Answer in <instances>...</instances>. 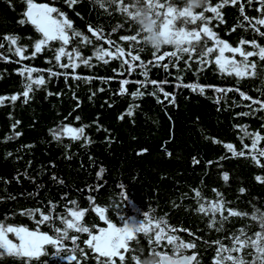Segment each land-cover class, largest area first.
Masks as SVG:
<instances>
[{
  "label": "trees",
  "instance_id": "16d2710c",
  "mask_svg": "<svg viewBox=\"0 0 264 264\" xmlns=\"http://www.w3.org/2000/svg\"><path fill=\"white\" fill-rule=\"evenodd\" d=\"M34 2L56 7L65 14L72 29L81 33L75 37L69 30L66 51L78 48L81 56L90 59L84 65L73 56L77 67H60L69 61L66 55L59 62L55 60L54 50L60 47L56 41L33 57V42L41 34L30 23H19L25 19L24 0H0V44L4 45L0 47V96L23 92L25 81L20 71L26 67L37 69L33 76L43 75L46 82L39 88L34 86L27 103L21 95L15 102L5 99L0 104V224L38 230L55 238L53 229L63 231L61 222L70 218L64 215L66 212H84L80 224L97 230L106 222L122 224L120 215L140 222L146 212L153 223L158 219L167 221L162 225L165 235L194 245L184 253H196L199 264H214L217 241L230 248L229 237L239 234L238 230L243 229L249 236L259 231L258 220L252 216L264 214V156L258 154L264 149V139L258 150H251V140H241L240 128L264 137V110L257 111L260 104L252 102L264 103V62L256 55L248 57L247 75L237 77L221 72L215 64L218 50L203 60L195 54L172 58L170 53L176 50L172 47L160 51L162 60L150 51H133L132 55H139L140 60L132 61L128 53L134 46L119 37L135 34L136 29L129 31L131 26L118 7L101 8L95 0ZM217 5H221L219 18L210 11ZM260 7L255 2L249 5L247 0L235 4L232 0H208L205 8L209 10L198 11H203L210 23L201 27H209L217 39L232 47L256 52L252 41L264 46V36L252 30V24L261 18L257 11ZM245 16L252 24L245 21ZM256 27L264 33V25ZM6 36L19 37L18 45L26 47L24 56L29 58L17 56V45H10ZM241 39L247 43L241 45ZM214 45L215 40L209 44ZM97 48L112 54L104 56L108 63L96 57ZM117 48L124 51V56L114 58ZM234 59L237 63L243 60L239 53ZM124 60L131 68L122 65ZM141 62L145 67L140 66ZM252 63L256 64L255 77ZM49 70L57 75H50ZM123 80L129 82L124 85L127 91L120 94ZM149 81L160 84L169 97L165 98ZM184 84H198L205 91L177 86ZM137 90L143 95L133 98L131 93ZM241 92L251 99H244ZM129 109L131 115L127 114ZM61 125L84 127V133L79 139H72L70 134L55 139L53 130ZM227 144L233 145V150L225 147ZM244 144L249 145L248 150ZM242 151L244 155H239ZM224 173L228 174L227 180ZM128 194L136 211L126 205ZM201 204L205 213L199 212ZM213 204L222 206V224L220 212H207ZM96 208L105 209V221L99 219ZM41 213L49 220L41 223ZM69 236H76L82 250L75 253L76 264H99L98 254L93 255L94 249L89 250L83 243L90 237L74 230ZM137 240L129 245L135 254L137 249L147 253L156 247H150L144 235ZM63 245L72 246L70 240ZM159 250L172 255L166 240ZM43 251L46 255L40 258L41 264H59L52 259L55 247L46 246ZM246 251L233 253V257ZM121 254L125 261L118 264H133L131 253ZM0 264L28 261L7 256ZM32 264L37 261L32 260Z\"/></svg>",
  "mask_w": 264,
  "mask_h": 264
},
{
  "label": "snow or ice",
  "instance_id": "6c2138e0",
  "mask_svg": "<svg viewBox=\"0 0 264 264\" xmlns=\"http://www.w3.org/2000/svg\"><path fill=\"white\" fill-rule=\"evenodd\" d=\"M26 4V10L22 14L25 19L19 21V23H30L34 26L35 30L41 34V38L36 39L33 42L32 47L34 51L32 56L34 57L37 53H41L44 46L48 45L49 42L56 41L60 44V47L55 49V60L57 62L60 61L62 55H66L68 57V63L62 64L60 67H77L78 65L74 64L73 56L79 58L84 65L89 64L90 58H84L80 55L79 49H73L72 52L66 51V46L70 43L69 30H72V34L75 37H80L81 33L76 32L72 29L71 21H69L63 12H60L56 7H51L48 4H37L34 0H24ZM69 4L74 3V0H67ZM108 4L111 6H116L119 9L120 14L124 17L126 22L131 26V29H136V26L133 24L131 18L128 16V8L125 7L127 4H131L133 0H121V3L117 5L116 0H107ZM151 6V0H145ZM225 3L228 0H224ZM237 0H232V3L235 4ZM248 4L251 5L254 2L258 3L261 7L257 9L261 13V18L256 19L255 24H252V21L245 16L244 19L249 24H252V30L259 33L261 36H264V33L260 32L259 28L256 25H264V0H247ZM175 3V0H158L155 5L156 15L161 19V28L165 31L170 32L174 38L177 46L175 47V51L170 53L172 58H176L178 55L183 54H195L203 60L205 56H209L218 50V55H215V64L219 67L221 72H227L229 75L233 73L237 77H243L247 75V69L249 68L248 57H252L256 55L259 57V61L264 62V46L258 45L255 41L251 42V47L253 49H258V51H248L245 52L240 47H232L229 44L219 40L216 38L215 33L211 31V29L207 26L201 27V24L207 25L210 23L204 16V12H200L199 15H189L183 11L179 12L180 19L177 20V10L171 7V4ZM221 5H217V7L210 8V11L215 14L216 18H219L220 14L218 8ZM209 9L205 8L204 11H208ZM241 12H243V7H241ZM178 25H184V27H178ZM186 28H190L191 30H186ZM138 33L135 31V34L120 36L119 39L121 41L128 42L130 45H133V48H130L128 55L130 56L132 61L140 60L139 55H132L133 51L143 52L144 49L140 47V41L137 38ZM5 40L9 41L10 45H17L14 49V52L21 59H28L29 57L24 56V52L26 51L25 46L18 45L19 37L16 36H6ZM215 40L214 46H209V44ZM84 41H87V38H84ZM241 45L247 43L244 39L239 41ZM180 45H183L182 47ZM3 44H0V47H3ZM199 49V51H197ZM9 51H13L12 47H9ZM225 52L233 54L232 57L226 56ZM159 52L153 53V56H158L159 60H162L164 57L159 56ZM236 53L243 58L239 63L236 62L234 56ZM95 55L98 59L104 60L105 63H108L107 60L104 59L105 55H112L111 53H104L102 48H97ZM124 56V51L120 48L116 49V57ZM123 64H129V61H122ZM141 67H145L143 62H141ZM131 68V64H129ZM167 67V66H165ZM252 69V76L255 77L257 73L255 72L256 64L252 63L250 65ZM38 70L35 68H24L21 69L20 75L24 77L23 84V92L17 95H12L11 97H2L0 96V104H2L5 99H10L15 102L21 95L24 97V102H28V98L30 93L33 91L34 86L39 88L45 85V79L43 75L33 76V73ZM261 71H264V64L261 65ZM50 75L55 76L57 73L49 70ZM143 75L147 77V72H144ZM76 79H80V77H74ZM179 79V78H178ZM129 81L123 80L120 81L121 88L120 94H124L127 89L124 87ZM149 83L156 86L157 90L163 93L165 98H168L170 94L163 91V87L158 84L156 81H149ZM146 86V85H143ZM188 87L193 91H199L203 93L205 88L198 84H184L177 85ZM103 90V89H101ZM215 91L222 92L226 91L225 89H215ZM133 98L143 95L142 92L137 90L136 92L131 93ZM152 95H156L155 92ZM240 95L244 99H251L248 96H245L244 93H240ZM175 98L172 97V101L174 103ZM219 102V101H217ZM254 104L259 103V110H264V103L260 101H252ZM128 115H131V109L127 112ZM244 115H248V113H244ZM77 120L80 118L77 117ZM123 119V116L120 117ZM15 126H13L14 128ZM240 131L243 133V137L241 140L243 141L244 137H247L251 140V150H258V145L264 137L261 136L259 132H249L246 127H241ZM84 133V127L81 128H73L67 125H61L60 129L53 130V135L55 139H59L62 134H70L72 139H79ZM229 150H233V145L227 144L225 145ZM243 148L248 150L249 145L244 144ZM259 156H264V149L258 150ZM239 155H244V152H240ZM255 159V156H253ZM258 163V161H257ZM225 180L228 179V174L224 173ZM258 181H260L261 177H256ZM244 190L241 189V192ZM199 196V193H196ZM76 202H73L75 204ZM222 206L220 204H213L207 212H211L215 215L217 212L221 213V221L223 223V213ZM96 213L99 214V219L101 221H105V209L104 208H96ZM119 212H123L124 209H118ZM199 212L205 213L206 209L203 204L199 206ZM30 214V213H29ZM64 215H70V218L66 221H62L63 231L61 228H54L53 235H49L47 233H40L37 231H30L25 228H17V227H4V225L0 224V260L7 256H12L18 258L20 260L28 261V264H32V260H36L37 264H41L40 258L46 253L43 251L46 246L55 247L57 252L63 251L67 255V259L70 261V264H76L77 256L75 253L78 251H82L77 244L76 236H69V231L74 230L79 234H85L90 239H86L83 241L85 245H87L89 250H93V255L98 254L99 256V264H118V262L125 261V255L121 253H131V260L133 264H138L136 260L135 249L129 248L130 244L138 243L137 237L140 235H144L148 240V244L151 247L155 245L156 247L152 248V251H155L157 255L160 256L161 264H199V261L190 255H186L184 253V249L192 248L194 245L192 244H184L182 241L178 242L177 238L171 235H165V228L162 225H166L167 221L163 219H158L155 223L148 218V214L145 212L143 214V219L146 220V223L143 225L140 224H131L137 230L133 233L130 230L128 221L125 218V215H120L119 223L117 224L106 222V227H100L98 230L95 228H91L89 226H82L80 224V218L85 215L82 211H71L69 213H64ZM229 215H237V213L230 212ZM74 218V219H73ZM134 220V218H132ZM253 220H258L259 231L254 233L253 236H249L243 229L238 230L239 234H232L229 237L231 242V247H224L222 241H217L219 247L216 249L214 264H264V214H261L259 218L255 214L252 216ZM49 220V216L43 215L41 213V223ZM213 224L216 223L215 220L212 221ZM220 231L222 229H216ZM98 231V234H94ZM8 234H12V238L9 239ZM71 242V247H64L63 242L69 241ZM167 241V246L171 249L172 255L162 254L159 250L162 244V241ZM15 241V242H14ZM243 250H248L244 252L243 255L233 257V253L242 252ZM246 257H251V259H247Z\"/></svg>",
  "mask_w": 264,
  "mask_h": 264
},
{
  "label": "clouds",
  "instance_id": "9594fccd",
  "mask_svg": "<svg viewBox=\"0 0 264 264\" xmlns=\"http://www.w3.org/2000/svg\"><path fill=\"white\" fill-rule=\"evenodd\" d=\"M101 8H108L111 5L107 0H95ZM158 0H151V6L145 0H133L131 4L125 5L128 8V16L131 18L133 24L136 26V32L138 33V39L140 41V47L144 51H150L152 53L159 52L162 49L169 47L175 48L177 46L174 36L161 28V19L156 15L155 5ZM117 5L121 3V0H116ZM208 0H175V3L171 4V7L177 10V20L180 19L179 12L183 11L189 15H199L198 10H202L207 7ZM181 47L183 45H180ZM126 205L131 206L134 211L137 210L134 201H132L127 195ZM146 220H141L140 224L143 225ZM130 230L135 233L137 230L131 224ZM136 260L138 264H161L160 256L155 251H148L145 253L143 249H137ZM67 255L63 251L53 252L52 259H55L59 264H70L67 259Z\"/></svg>",
  "mask_w": 264,
  "mask_h": 264
},
{
  "label": "rangeland",
  "instance_id": "374dc122",
  "mask_svg": "<svg viewBox=\"0 0 264 264\" xmlns=\"http://www.w3.org/2000/svg\"><path fill=\"white\" fill-rule=\"evenodd\" d=\"M226 53H227V52H225V54H226ZM132 218H134V217H130V218L126 219V220L128 221V223H130V224H139V221H138L136 218H134V220H133ZM8 226H12V225H4L5 228L8 227ZM117 226H120V225H117ZM12 227L20 228V227H22V226H12ZM104 227H106V225H105ZM22 228L28 229V228H26V227H22ZM28 230H30V231H37V232L42 233L41 231H38V230H32V229H28ZM94 234H98V231H97L96 233H94ZM8 236H9V239L12 238V234H8ZM14 242H15V241H14Z\"/></svg>",
  "mask_w": 264,
  "mask_h": 264
},
{
  "label": "water",
  "instance_id": "95a60500",
  "mask_svg": "<svg viewBox=\"0 0 264 264\" xmlns=\"http://www.w3.org/2000/svg\"><path fill=\"white\" fill-rule=\"evenodd\" d=\"M166 254V253H164ZM166 255H170V254H166ZM186 255H190V256H194L196 258V253H193V254H186ZM194 263V262H193Z\"/></svg>",
  "mask_w": 264,
  "mask_h": 264
}]
</instances>
